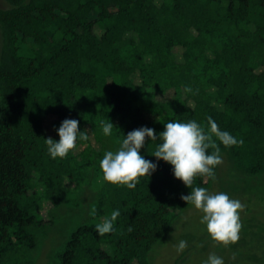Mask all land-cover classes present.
<instances>
[{"label":"trees","instance_id":"trees-1","mask_svg":"<svg viewBox=\"0 0 264 264\" xmlns=\"http://www.w3.org/2000/svg\"><path fill=\"white\" fill-rule=\"evenodd\" d=\"M1 1L0 264H38L47 243L43 264H152L191 188L162 160L134 189L101 182L104 153L141 126L207 129L211 117L243 143L220 144L214 176L192 187L264 184V0ZM65 118L88 138L52 159L44 139L58 140ZM115 209L114 231L98 234ZM73 211L83 218L58 247ZM255 247L264 257V240Z\"/></svg>","mask_w":264,"mask_h":264},{"label":"clouds","instance_id":"clouds-1","mask_svg":"<svg viewBox=\"0 0 264 264\" xmlns=\"http://www.w3.org/2000/svg\"><path fill=\"white\" fill-rule=\"evenodd\" d=\"M184 92H192L191 87L185 86ZM78 125V120L65 118L55 129L59 139H44L50 158L66 157L77 147L78 140L88 138L87 133L80 130ZM114 128L108 119L102 122V133L105 136H110ZM146 138L156 142L152 154L155 161L145 159L140 152L145 147ZM238 143L243 141L222 130L211 117L207 119V129L196 120H169L159 133L153 128L141 126L122 135L115 151L104 153L100 160L101 182L134 189L140 177L149 178L155 172L159 161L168 163L172 167L173 176L191 188L181 199L199 212L203 230L212 240L228 246L240 238V210L243 204L226 192H210L205 187L193 188L192 184L197 175L214 176L216 167L222 162L220 144L230 147ZM210 148L213 151L209 152ZM119 216V209L113 210L110 216H104L101 222L95 224L97 233L103 235L114 231V222ZM186 247L187 241L180 240L176 251L182 252ZM202 264H225V261L222 256L211 253Z\"/></svg>","mask_w":264,"mask_h":264},{"label":"rangeland","instance_id":"rangeland-1","mask_svg":"<svg viewBox=\"0 0 264 264\" xmlns=\"http://www.w3.org/2000/svg\"><path fill=\"white\" fill-rule=\"evenodd\" d=\"M2 4L3 1L0 0V6ZM233 179L229 180L233 183H225L223 187L217 182L216 186L208 190L210 192H226L231 198L238 199L243 204V208L240 210L242 227L239 240L234 244L223 246L209 238L203 230L204 226L200 223L199 212L190 205L176 220L175 227L168 235L169 237L167 236L156 244L150 251L149 256L152 264H175L180 257L183 258L178 264H202L211 253L222 256L225 264H264L262 252L255 249L258 241L264 240V184L248 191L244 189L245 184L241 182V179ZM94 182L99 184L98 179ZM70 215L67 216L68 219L58 223L57 230L53 233L56 235L55 240H61L57 246H61L60 244L69 235L70 230L83 218L76 211L71 212ZM180 240L187 241V247L178 253L176 245ZM47 244L43 247L38 264H43L46 260L45 254L49 248ZM186 250L188 252L184 253Z\"/></svg>","mask_w":264,"mask_h":264}]
</instances>
